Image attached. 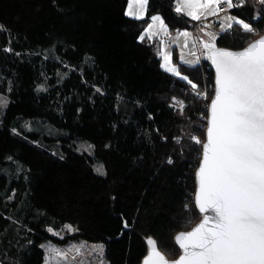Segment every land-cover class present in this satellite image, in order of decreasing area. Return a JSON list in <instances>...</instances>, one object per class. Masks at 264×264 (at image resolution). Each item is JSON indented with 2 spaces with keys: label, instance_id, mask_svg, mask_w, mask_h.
Wrapping results in <instances>:
<instances>
[{
  "label": "trees",
  "instance_id": "16d2710c",
  "mask_svg": "<svg viewBox=\"0 0 264 264\" xmlns=\"http://www.w3.org/2000/svg\"><path fill=\"white\" fill-rule=\"evenodd\" d=\"M127 3L0 0L1 264H43L42 243L71 240L101 243L108 264H141L148 237L171 259L175 233L201 217L202 145L192 137L205 140L210 94L197 93L213 70L174 51L193 89L162 68L159 41L141 39L154 13L168 34L194 27L176 0H149L142 18L128 16ZM231 13L256 31L234 24L216 45L241 48L264 32L260 1ZM67 224L63 237L49 231Z\"/></svg>",
  "mask_w": 264,
  "mask_h": 264
},
{
  "label": "snow or ice",
  "instance_id": "6c2138e0",
  "mask_svg": "<svg viewBox=\"0 0 264 264\" xmlns=\"http://www.w3.org/2000/svg\"><path fill=\"white\" fill-rule=\"evenodd\" d=\"M244 2L235 5L233 0H180L176 10L186 8L187 15L200 20L198 11L209 10L207 15H217L222 3L230 10ZM137 3L144 8L147 0ZM128 14L132 15L131 6ZM223 19L227 23L220 24L222 32L231 31L234 24L245 33L256 31L242 19L231 15ZM152 20L164 29L160 17ZM152 27L150 24L149 29ZM207 35L211 42H204L203 47L215 66V95L208 108L206 141L195 136L192 139L203 149L195 204L201 213L212 215H205L192 231L175 237L182 250L176 261L169 262L158 251L156 242L149 239L150 253L144 264H264V37L241 51H230L217 48L215 33ZM162 67L193 89L198 88L181 75L170 54L164 55ZM197 95L207 99V93ZM177 102L182 112L184 102ZM5 105L0 98V106ZM97 172L104 174L102 168ZM97 247L102 253V246Z\"/></svg>",
  "mask_w": 264,
  "mask_h": 264
},
{
  "label": "rangeland",
  "instance_id": "374dc122",
  "mask_svg": "<svg viewBox=\"0 0 264 264\" xmlns=\"http://www.w3.org/2000/svg\"><path fill=\"white\" fill-rule=\"evenodd\" d=\"M178 4H180V0H176V9ZM131 6L132 15H129V10ZM215 7V6H213ZM149 9V0H147L146 7L141 8L137 0H128L126 7V14L131 17H146L147 11ZM188 9L183 8L181 13L188 16L193 22H195L194 27L191 28H183L179 30L172 31L170 34L167 32L166 23L159 13L152 14L147 23L144 26L141 37L148 39L150 41H159L160 45V55H161V66L164 64V55L170 54L171 61L174 66L178 68V62H174L173 53L174 51L177 53L178 60L185 64H196L198 56H202L206 58L207 50L203 47L204 42H211L210 37L207 33H215L216 35L221 32L220 24L227 23L223 18L231 15L236 17L233 13H218L217 15H207L209 10H201L198 11V14L201 15L200 20H193L191 16L187 15ZM153 17H160L163 21L164 29H161L159 22H154L152 20ZM206 17V18H205ZM238 18V17H236ZM216 19L218 22H216ZM152 24L153 27L149 29V25ZM187 32L190 35L185 37L180 35V33ZM168 38V42H163L164 37ZM192 62V63H188ZM165 69L164 67H162ZM6 101L5 97L0 96ZM180 106V104L177 102ZM4 106H0V114ZM25 130L34 129V124L26 121L21 122ZM64 225L60 229H53L51 232L59 237H63L70 231ZM72 229V227H71ZM43 248L45 250L44 262L43 264H108L104 259V249L101 243H92L84 240H71L64 245H59L53 242H44L42 243ZM97 246H102V253L98 251ZM79 250V251H77ZM66 254V256L64 255ZM1 264V261H0Z\"/></svg>",
  "mask_w": 264,
  "mask_h": 264
},
{
  "label": "water",
  "instance_id": "95a60500",
  "mask_svg": "<svg viewBox=\"0 0 264 264\" xmlns=\"http://www.w3.org/2000/svg\"><path fill=\"white\" fill-rule=\"evenodd\" d=\"M261 37H264V32H263L262 34H260L259 36H257L256 38H254L253 40H251L250 42H248L245 46H243V47H241V48H237V49L230 48V47H226V46H220V45H219V46L216 45V46H217V48H220V49H225V50H230V51H241V50L245 49L246 47H248L251 43H253V42H255L256 40L260 39ZM206 59L208 60L209 65H210V67H211V69L213 70V73H214V81H213V82H214V91H213L212 96H211V98H210V100H209V103H208V105H207V117H206V128H205V140H204V141H206V132H207V126H208V123H207V118H208V116H209L208 108H209V105H210V103H211L212 98H213L214 95H215V80H216L215 66L212 64L211 60L208 59V52H207V55H206ZM202 154H203V149H202V153H201V156H200V160H199L198 166L196 167V169H195V174H194V176H195L194 203H195V196H196V193H197V190H198L197 172H198V169H199L200 164H201V161H202ZM195 206H196L197 210L199 211V209H198V207H197L196 204H195ZM199 212H200V211H199ZM200 214H201L200 219H199L195 224H193L190 228H188V229H186V230H179V231H177V232L175 233V235H174V241H175V243H176V245H177L178 247H179V245L177 244L175 237H176L179 233H181V232L187 233V232L192 231L195 227H197V225H199V224L202 222L203 217H204L205 215H212L211 212H205V213H201V212H200ZM209 226H211V221H210ZM125 228H127V227L125 226ZM149 239H152L153 241H155V239H153V238H150V237L146 238V243H147V246H148V250H147V253L143 256V258H142V260H141V264H144L146 258L149 256V253H150V246H149V244H148V240H149ZM155 242H156V241H155ZM156 245H157V249H158V251H159L162 255H164L165 258H166L169 262L176 261V260L182 255V250H181L180 247H179V249H180V253H179V255H178L177 257H175V258H171V259H170V258H168L167 255H165V253L159 248L157 242H156Z\"/></svg>",
  "mask_w": 264,
  "mask_h": 264
},
{
  "label": "built area",
  "instance_id": "2783aa9c",
  "mask_svg": "<svg viewBox=\"0 0 264 264\" xmlns=\"http://www.w3.org/2000/svg\"><path fill=\"white\" fill-rule=\"evenodd\" d=\"M259 1H260V0H245L243 6L246 5V4L252 3V2H253V3H257V2H259ZM233 3H234L235 5H239V4H240V0H233ZM240 7H242V6L233 7L232 9L229 10V9H227V5L222 3V4L219 5V9H220V10H219L218 13H231V11H232L233 9H237V8H240ZM216 22H218L217 19H216ZM163 42H168V38H167L166 36L163 38ZM198 58H199V60H200V64H201V67H202V71H205L207 67L211 68L210 65H209V63L206 64V63L203 61V58H202V57L198 56ZM205 76H206V73H205ZM205 76H204V77H205ZM207 76H208V74H207ZM205 78H206V77H205ZM213 91H214V82H213L212 84H206V88H205V90H204L203 93H207V95L210 94V98H211ZM207 97H208V96H207ZM207 105H208V104H207ZM206 108H207V107H206Z\"/></svg>",
  "mask_w": 264,
  "mask_h": 264
},
{
  "label": "crops",
  "instance_id": "0c3cea01",
  "mask_svg": "<svg viewBox=\"0 0 264 264\" xmlns=\"http://www.w3.org/2000/svg\"><path fill=\"white\" fill-rule=\"evenodd\" d=\"M202 57V56H201ZM203 58V57H202Z\"/></svg>",
  "mask_w": 264,
  "mask_h": 264
}]
</instances>
